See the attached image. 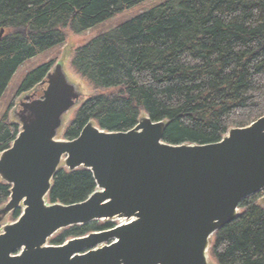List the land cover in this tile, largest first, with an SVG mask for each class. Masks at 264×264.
Returning a JSON list of instances; mask_svg holds the SVG:
<instances>
[{"label": "trees", "instance_id": "trees-1", "mask_svg": "<svg viewBox=\"0 0 264 264\" xmlns=\"http://www.w3.org/2000/svg\"><path fill=\"white\" fill-rule=\"evenodd\" d=\"M143 0H0V98L24 61L63 42V29H91ZM74 70L96 89L63 133L75 138L93 121L105 131L133 128L143 111L166 123L170 144L217 142L231 127L264 115V0H163L75 48ZM50 62L27 73L18 92L32 89ZM0 118V152L18 133ZM96 189L88 169L60 168L49 203L85 200ZM10 186L0 181V205ZM262 191L239 203L238 217L211 237L217 264H264ZM15 209L12 219L20 214ZM92 221L62 229L51 244L112 227Z\"/></svg>", "mask_w": 264, "mask_h": 264}, {"label": "water", "instance_id": "water-1", "mask_svg": "<svg viewBox=\"0 0 264 264\" xmlns=\"http://www.w3.org/2000/svg\"><path fill=\"white\" fill-rule=\"evenodd\" d=\"M40 84L41 96L20 102L19 131L0 152L10 186L0 221L22 209L2 226L0 264H211L212 235L264 190V115L206 144L166 143V123L147 115L126 131L89 121L75 138L56 139L80 92L60 63ZM61 163L92 173L96 189L85 200L47 202ZM117 218L128 222L47 244L58 230Z\"/></svg>", "mask_w": 264, "mask_h": 264}, {"label": "rangeland", "instance_id": "rangeland-1", "mask_svg": "<svg viewBox=\"0 0 264 264\" xmlns=\"http://www.w3.org/2000/svg\"><path fill=\"white\" fill-rule=\"evenodd\" d=\"M163 0H143L130 8H127L123 11H120L108 19L102 21L98 25L92 27L91 29L85 30L81 33H75L70 30L69 27H65L63 29L64 39L63 42L57 44L49 49H46L32 58L24 61L13 73L10 81L7 84V87L0 98V118L6 112L7 120L10 122L19 124L18 112L19 107L18 104L21 100L24 99L25 96H31V99L37 98L38 95H41L42 88L44 87L40 83L35 85L32 89L25 92H18L19 87L22 84V81L26 77L27 73L35 70L36 68L42 66L45 63L50 62L51 67L50 70L53 69L56 63H60L63 69L64 74L66 75V79L75 86L77 91L80 92V97L75 105L68 110L63 115L62 126L58 129V133L56 135L57 139H63V133L65 132L67 126L70 124L73 119L77 109L79 106L89 97L93 96L98 92H108V90L104 89H96L94 86L78 74L71 64V59L73 57V53L75 48L81 46L88 38L112 29L118 24L122 23L125 20L131 19L139 13L148 10L151 6L161 2ZM35 93V94H34ZM37 94V96H36ZM144 112H140V116H143ZM63 163H61L62 165ZM63 168V166H62ZM65 169V168H64ZM264 192V191H262ZM3 204L0 205V207ZM11 214L6 215L2 221H0V233L2 232V226L4 224H8L12 221ZM61 230H58L53 236L48 238L47 243L50 244L51 240L60 233ZM210 251L208 250V260L211 264H217L214 259L210 257Z\"/></svg>", "mask_w": 264, "mask_h": 264}, {"label": "flooded vegetation", "instance_id": "flooded-vegetation-1", "mask_svg": "<svg viewBox=\"0 0 264 264\" xmlns=\"http://www.w3.org/2000/svg\"><path fill=\"white\" fill-rule=\"evenodd\" d=\"M36 96H37V94H36ZM39 96H41V95H38V97H39Z\"/></svg>", "mask_w": 264, "mask_h": 264}]
</instances>
